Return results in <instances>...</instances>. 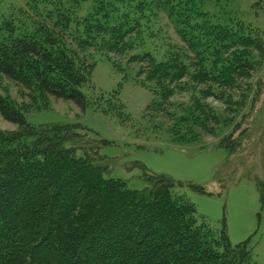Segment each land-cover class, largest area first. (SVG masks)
Wrapping results in <instances>:
<instances>
[{"label":"trees","instance_id":"obj_1","mask_svg":"<svg viewBox=\"0 0 264 264\" xmlns=\"http://www.w3.org/2000/svg\"><path fill=\"white\" fill-rule=\"evenodd\" d=\"M22 1L18 15L9 9L0 24V78L81 110L90 103L82 88L91 84L95 65L88 50L105 34L112 53L152 6L150 0H68L75 6L93 4L75 18L63 0ZM197 1L156 0L153 7L166 11L189 48H200L196 55L215 56L203 79L223 89L215 97L229 105L231 96L224 90L249 80L256 67L245 49L262 53L263 42L231 20L213 22ZM131 59L150 67L151 80L167 79L151 53ZM24 112L0 94V116L17 126L0 130V264H253L251 238L232 244L224 221L219 229L211 227L178 191L188 187L207 194L202 186L145 171L146 187L130 189L125 180L112 177L113 160L100 154L107 140L79 123L29 124ZM194 112L193 125L212 134L208 125L216 116L210 108L196 105ZM239 128L218 142L227 159L249 139L246 130L235 135ZM178 132L174 141L198 140L197 133L187 131L190 136L184 138ZM227 159L215 172L222 190ZM261 166L263 176L248 172L233 183L253 181L264 208V159Z\"/></svg>","mask_w":264,"mask_h":264},{"label":"rangeland","instance_id":"obj_2","mask_svg":"<svg viewBox=\"0 0 264 264\" xmlns=\"http://www.w3.org/2000/svg\"><path fill=\"white\" fill-rule=\"evenodd\" d=\"M150 1V13L125 39V45H116L109 53L110 36L104 34L105 39L99 38L96 46L88 50V58L95 65L91 84L82 88L90 101L85 110L71 101L40 95L35 88L26 89L5 78H0V94L26 111L29 124L79 123L107 140L110 144L102 147L100 154L113 160L112 177L125 180L130 189L146 187L145 171L168 174L184 185L190 182L202 186L207 194L194 193L188 187L178 191L189 197L198 215L211 227L219 229L224 221L232 244L251 238L253 264H264V208L253 181L242 178L233 183L248 172L263 176L264 0L197 1L213 22L229 24L231 20L245 33L252 29L263 42L262 53L245 49L256 67L249 80L238 81L235 88L224 90L231 96L229 105L215 97L223 89L203 79L202 72L212 67L215 56L196 55L200 48H189L166 11L153 7L156 0ZM92 5L91 1L79 2L77 6L68 0L62 3L64 8L72 9L75 18L85 16ZM21 7L22 0H0V24L9 9L18 15ZM240 22L243 26L237 25ZM144 52L151 53L155 62L163 65L167 79L151 80L150 67L131 59ZM162 96L169 98L164 100ZM196 105H206L216 116L208 125L212 134L193 125ZM237 124L240 128L235 135L246 130L244 137L249 139L243 141L238 155L227 159V152L218 148V142ZM16 129L15 124L0 116V130ZM186 130L197 133L198 140L174 141L178 131L181 137H189ZM225 159L221 179L227 186L222 190L215 172Z\"/></svg>","mask_w":264,"mask_h":264}]
</instances>
